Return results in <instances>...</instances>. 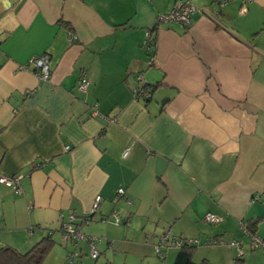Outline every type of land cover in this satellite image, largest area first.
I'll use <instances>...</instances> for the list:
<instances>
[{
  "label": "crops",
  "instance_id": "1",
  "mask_svg": "<svg viewBox=\"0 0 264 264\" xmlns=\"http://www.w3.org/2000/svg\"><path fill=\"white\" fill-rule=\"evenodd\" d=\"M175 1L0 0V175L20 185L0 183V248L25 253L51 231L66 254L54 248L41 264L70 262L74 250L82 263L87 244L60 229L73 213L99 238L94 262L113 264L116 248L115 263L127 250L156 263L170 229L197 238L195 263L232 264L236 239L245 264H264L239 224L257 219L264 239V0L242 13L239 0H191L188 25L157 23ZM35 55L46 80L27 63ZM163 251L160 264H173L178 247Z\"/></svg>",
  "mask_w": 264,
  "mask_h": 264
},
{
  "label": "built area",
  "instance_id": "2",
  "mask_svg": "<svg viewBox=\"0 0 264 264\" xmlns=\"http://www.w3.org/2000/svg\"><path fill=\"white\" fill-rule=\"evenodd\" d=\"M213 3H215L217 6H223L230 0H212ZM252 0H239V12L242 13L246 10L247 3H249ZM195 12V7L192 4L191 0H176L170 11L166 13L159 14L157 17V23L161 22H175L182 25H188L190 23V18L192 14ZM146 40L145 42H149L151 39V33L150 31L146 32L145 36ZM27 63H30L33 67L34 72L37 74V76L42 79L46 80L49 77L50 69L49 65L46 61V59L43 56H31ZM22 67L24 65H21ZM138 79L141 80V75L138 76ZM87 87V80L84 77L83 74L80 75L79 81L77 82V88L79 90L84 91ZM133 93L135 94V97H143L145 99H148L150 96V92L145 89H137L136 87L133 88ZM68 148V146H66ZM127 154V148L123 152V156ZM19 176H5L0 175V183H3L4 185L12 188L15 192H20V185L18 182ZM117 196L121 199H125L128 203H130V200L126 197L125 189L124 187H119L117 189ZM101 199L100 195H96L94 197V201L91 205V208L89 210V214L92 215L96 211L98 207V203ZM84 217H87L84 216ZM89 217V216H88ZM91 217V216H90ZM111 222H118L119 217L118 214L113 211L111 213ZM106 217H103V221ZM75 219V215L73 213H69L67 217V221H63L61 223L60 229L62 231L63 239L69 240L73 245L77 246L79 242H85L88 247V254L92 259H96L99 255V250L97 248V241L99 240L98 237L95 236H89L86 235L83 231H81L80 227L76 225L73 221ZM108 219V218H107ZM87 218H83L82 222H85ZM203 220L208 223H217L222 220V217L219 214L213 213V212H206L203 216ZM240 226L242 227L244 234L249 237L250 244L253 247H261L262 252H264V239L257 236L255 233H250L240 222ZM51 234V231L48 232ZM199 241L197 238H189V237H181V236H172L170 235V229L165 231L163 234H161L156 243L154 244V250L158 257L164 256L163 248L168 246H177L179 247L183 243H189V244H195L197 245ZM206 242H211V240H207ZM230 245H233L236 249L237 255H243L244 252L241 247V241L233 239L230 241ZM77 250H74L70 253V260L72 261L73 258L76 256ZM70 261V262H71Z\"/></svg>",
  "mask_w": 264,
  "mask_h": 264
},
{
  "label": "trees",
  "instance_id": "3",
  "mask_svg": "<svg viewBox=\"0 0 264 264\" xmlns=\"http://www.w3.org/2000/svg\"><path fill=\"white\" fill-rule=\"evenodd\" d=\"M153 30L150 31L151 37ZM153 45V38L150 46ZM257 219H254L249 224H243V226L250 232L254 233V227ZM158 239V238H157ZM54 245V240L50 234H47L34 246H32L27 252L20 253L9 246H2L0 248V264H41L51 248ZM195 244L183 243L178 247V251L174 258L173 264H211L207 260H202L199 263H195L192 260ZM63 264H78L74 260L71 262H65ZM232 264H245L243 255H236Z\"/></svg>",
  "mask_w": 264,
  "mask_h": 264
},
{
  "label": "rangeland",
  "instance_id": "4",
  "mask_svg": "<svg viewBox=\"0 0 264 264\" xmlns=\"http://www.w3.org/2000/svg\"><path fill=\"white\" fill-rule=\"evenodd\" d=\"M53 238V240H54V245H53V247L51 248V250L49 251V253L47 254V256H46V260H49L50 258H54L55 257V255L57 254L56 253V251L54 252V248H60L61 250H63V251H65L64 249H63V245L61 244V241H59V235L58 234H56L54 237H52ZM156 241H157V239H156ZM98 242V241H97ZM67 249H70V248H67ZM113 249H115L114 251H115V253H117L118 251H117V249L116 248H109V251H110V258H108L107 256V259L109 260V261H112V263L113 264H160V262H159V259L157 258V256L156 255H154V257H150L151 258V261H156V263H152V262H149V263H147V261L144 259V258H142L141 257V259H138L137 258V262H135V261H132L131 260V258H130V254H129V252H128V250H127V252H121L120 254H118V257L116 258V263L115 262H113V260L111 259V255L113 254L112 252V250ZM56 250V249H55ZM99 250V249H98ZM84 251H86V253H84L82 256H81V258H82V263L80 262V263H78V264H103V260H104V258H105V256H102V255H100L99 256V258L96 260L97 262H94L95 261V259H92L90 256H89V254H88V247H87V249L85 248V250ZM83 251V252H84ZM64 253V255H63V257L65 256V254H66V251L65 252H63ZM126 253V254H125ZM128 253V254H127ZM126 255H127V259H125L126 258ZM149 257V256H148ZM48 264H53V262H49Z\"/></svg>",
  "mask_w": 264,
  "mask_h": 264
}]
</instances>
